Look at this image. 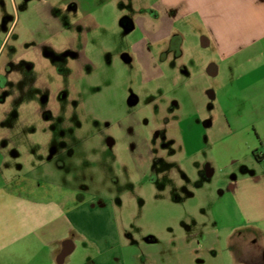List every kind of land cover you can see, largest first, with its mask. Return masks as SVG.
I'll use <instances>...</instances> for the list:
<instances>
[{"label":"rangeland","instance_id":"374dc122","mask_svg":"<svg viewBox=\"0 0 264 264\" xmlns=\"http://www.w3.org/2000/svg\"><path fill=\"white\" fill-rule=\"evenodd\" d=\"M156 3L0 0V141L18 147L8 166L21 173L44 162L49 178L110 200L122 242L139 249L152 237L155 249L171 264H264L261 242L250 241L253 231L223 228L217 203L223 178L209 177L206 168L197 172L194 164L206 151L186 155L179 143V129L197 106L201 121L223 122L222 111L242 99L220 87L222 73H204L218 61L213 46L202 45L205 35L195 20L174 23L182 35L179 72L164 66L159 80L141 78L131 48L143 39L142 17L152 19ZM14 53L34 61L32 70L22 69L17 79L1 75L4 61ZM123 53L133 59L122 61ZM167 117L182 121L163 131L178 146H167L162 156L154 150L152 168L139 176L133 147L122 133L133 136L126 131L128 119L131 127L139 121L153 142L155 123H165ZM174 153L171 161L165 160ZM26 155L32 157L28 164ZM38 169L35 174L41 173ZM207 231L213 234L206 243L201 235ZM138 260L147 262L143 256Z\"/></svg>","mask_w":264,"mask_h":264},{"label":"crops","instance_id":"0c3cea01","mask_svg":"<svg viewBox=\"0 0 264 264\" xmlns=\"http://www.w3.org/2000/svg\"><path fill=\"white\" fill-rule=\"evenodd\" d=\"M150 17H142L143 39L131 48L144 81L162 78L164 66L175 75L179 72L182 35L174 23L195 20L205 35L202 45H212L218 61L204 73L223 74L220 87L242 99L222 111L223 122L201 121L197 106L179 129V143L186 155L206 151L194 164L197 172L206 168L209 177L223 178L217 201L223 228L253 231L250 241L261 242L264 256V0H157ZM130 27L134 29L133 22ZM181 122L175 119L168 127ZM167 137L174 138L170 133ZM144 139L134 159L139 176L147 174L153 156ZM177 143L170 145L177 148ZM17 148L0 141V264H141L139 256L147 260L144 264H171L155 249L152 237L139 249L122 242L110 200L49 178L44 162L16 173L8 164ZM31 158L26 155L24 164ZM228 208L232 215L226 214ZM212 234L204 232L201 239L207 243Z\"/></svg>","mask_w":264,"mask_h":264},{"label":"flooded vegetation","instance_id":"af4514ba","mask_svg":"<svg viewBox=\"0 0 264 264\" xmlns=\"http://www.w3.org/2000/svg\"><path fill=\"white\" fill-rule=\"evenodd\" d=\"M42 57H43V55L41 54V58ZM121 59H122V61L127 63V62H130L133 59V57L129 53H123L121 55ZM30 60L31 59H27V60L23 59L22 53H19V54L14 53V55L12 57H10V58H8V59H6L4 61L3 65H2V70L3 71L1 72V75L4 76V75L9 74L14 79H17L18 75H19L20 71H22V69H24L25 71L32 70V68L34 66V61L31 60V63H30L29 62ZM138 66H139L140 76H142L141 75L140 65L138 64ZM130 100L135 101L136 98L134 96H132L130 98ZM172 121L173 120H170L169 117H167L165 119V123H162V124L155 123V125L153 127V133H154L153 137L155 139L153 140V142H149L148 139L146 138V135L144 134V131H143V128H142L140 122L139 121L137 123L132 122L133 126L131 127L130 126L131 125V121H129V119H128V123H127V126H126V131L131 130L133 136L129 137V135H127L124 131L122 133H123L124 136L128 137V139H129L128 145H132V147H133V150H131V153H132L131 157H132V163L134 164V166L136 168L137 175H139V171H138L137 163L135 162L134 159L136 157V151H137L138 144H140V142H144V140H145L144 138H146V140L150 144L152 155L155 153V151H157V154L160 151H165L167 146H169L170 143H172V140L170 138H168L167 134L164 133L163 131H164V127L166 128V126H168L169 123H171ZM121 128L122 129H120V130H123L122 126H121ZM108 144L110 146H112L113 145V140L108 138ZM153 158H154V155L152 156V160H153ZM152 160H151V163H152ZM150 168H152L151 164H150L149 170H150ZM149 170H148V172H149Z\"/></svg>","mask_w":264,"mask_h":264},{"label":"water","instance_id":"95a60500","mask_svg":"<svg viewBox=\"0 0 264 264\" xmlns=\"http://www.w3.org/2000/svg\"><path fill=\"white\" fill-rule=\"evenodd\" d=\"M65 255V252L61 254V257H63Z\"/></svg>","mask_w":264,"mask_h":264}]
</instances>
